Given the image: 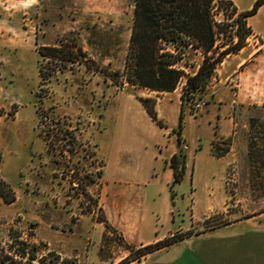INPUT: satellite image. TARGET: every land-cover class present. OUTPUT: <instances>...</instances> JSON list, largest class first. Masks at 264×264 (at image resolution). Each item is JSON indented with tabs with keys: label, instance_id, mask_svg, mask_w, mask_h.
Wrapping results in <instances>:
<instances>
[{
	"label": "rangeland",
	"instance_id": "rangeland-1",
	"mask_svg": "<svg viewBox=\"0 0 264 264\" xmlns=\"http://www.w3.org/2000/svg\"><path fill=\"white\" fill-rule=\"evenodd\" d=\"M5 3L0 0V179L13 199L0 195V253L16 264H129L149 252L139 253L107 217L123 215L136 229L151 223L160 231L190 223L173 232L178 238L264 210V173L250 148L251 139L259 147L264 142V47L233 72L222 70L227 55L248 42L252 50L260 45L248 16L238 23L244 10L232 0L213 4L216 53H209L235 45L244 28L249 33L221 57L207 85L184 99L182 126L172 132L186 145L187 168L179 182L166 183V171L149 161L148 128L139 114L146 111L149 124L163 126L141 99L155 110L148 93L169 90L126 79L135 0H37L29 9ZM41 46L63 47L65 56L40 55ZM166 46L182 53L173 67L196 71L200 48ZM185 80L181 75L174 89L182 93ZM214 89L227 102L221 110L209 104ZM211 137L212 154L222 157L213 180L205 159Z\"/></svg>",
	"mask_w": 264,
	"mask_h": 264
},
{
	"label": "crops",
	"instance_id": "crops-1",
	"mask_svg": "<svg viewBox=\"0 0 264 264\" xmlns=\"http://www.w3.org/2000/svg\"><path fill=\"white\" fill-rule=\"evenodd\" d=\"M3 1L6 2V6L14 7V9L16 7L29 9L37 2V0ZM232 1L239 10H247L252 7L255 0ZM247 21L251 25L252 34L255 35V39L260 45L252 50L248 42L237 52L227 55L226 58L230 59L225 58L222 61V70L233 72L246 60L252 59L257 52L256 50L264 47V2L254 14L247 17ZM221 93L220 90L216 89L212 90L211 93L212 101L209 104H213L217 110L224 108V103H227L222 99ZM148 94L155 98L156 116L158 120L162 121L163 126L149 124L150 122L145 116L146 111L145 113L140 111V124L142 127L148 128L149 133L147 137L149 142L146 141L143 144L149 143V161L152 164L155 163L159 170L162 168L166 171L165 178L161 180L166 183L173 175L169 159L178 150L177 133L172 132V129L178 126L181 93L174 89ZM228 131L224 129L220 130V133L226 134ZM212 137L210 138L209 151L205 156L211 180L216 174L219 175L222 170L217 169L219 160H222V157L214 156L210 150ZM185 146L183 144L186 153V170L188 153ZM157 175H159V172ZM121 216L118 219H113L112 216L107 218L112 226L123 232V234H128L137 246L153 243L175 231H181L190 226L189 223L186 226H178L174 230L167 228L160 231L156 225L150 223L149 228L144 229V225H142L136 229L135 226L132 227L126 222L123 215ZM129 264H264V210L204 228L168 246L155 249Z\"/></svg>",
	"mask_w": 264,
	"mask_h": 264
},
{
	"label": "trees",
	"instance_id": "trees-1",
	"mask_svg": "<svg viewBox=\"0 0 264 264\" xmlns=\"http://www.w3.org/2000/svg\"><path fill=\"white\" fill-rule=\"evenodd\" d=\"M215 1L135 0L134 21L126 60V79L130 83L151 89L173 90L180 76L185 75V86L181 93L178 130L183 122L184 99L186 97L193 98L199 90H202L207 85L215 65L221 60V57L233 49H239L242 37L249 33L247 27H238V29L244 28V32H239L237 43L217 52L215 57L211 55L209 52L216 53V50L213 49L215 31L212 17V7ZM261 3L262 0H255L250 9L241 12L242 17H238L240 26L244 25L243 18L254 14ZM188 42H192L195 47L201 49L203 58L195 72L184 74L181 69L172 66L182 58V53L168 50L166 45L172 44L177 49L180 45H186ZM38 52L43 56H65L60 55L61 52L63 53V47L41 46ZM147 99L142 98L141 100L146 105V110L150 117L156 120L155 110L145 104ZM177 143L178 150L169 160L173 171L172 182H179L185 169L184 142L179 134ZM257 143V140L253 141L251 139L252 162L254 166H258L264 173V142L263 147L257 146ZM6 186L7 184L0 179V195L3 196L4 200L11 201L13 194L8 187V191L4 189ZM175 235L176 233H172L169 237L140 246L137 251L139 253L150 252L188 237L191 233L178 236V238ZM0 263L16 264V260L9 253L1 252Z\"/></svg>",
	"mask_w": 264,
	"mask_h": 264
},
{
	"label": "built area",
	"instance_id": "built-area-1",
	"mask_svg": "<svg viewBox=\"0 0 264 264\" xmlns=\"http://www.w3.org/2000/svg\"><path fill=\"white\" fill-rule=\"evenodd\" d=\"M203 103H204V102L201 101L200 103H197L196 106H197V107H200L201 105H203Z\"/></svg>",
	"mask_w": 264,
	"mask_h": 264
}]
</instances>
